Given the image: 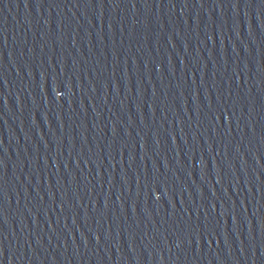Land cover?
Listing matches in <instances>:
<instances>
[{
    "label": "water",
    "instance_id": "1",
    "mask_svg": "<svg viewBox=\"0 0 264 264\" xmlns=\"http://www.w3.org/2000/svg\"><path fill=\"white\" fill-rule=\"evenodd\" d=\"M0 264H264V0H0Z\"/></svg>",
    "mask_w": 264,
    "mask_h": 264
}]
</instances>
